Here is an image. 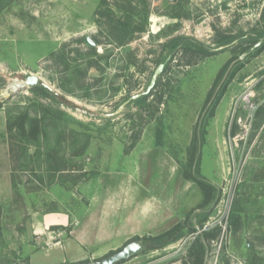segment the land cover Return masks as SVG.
Here are the masks:
<instances>
[{
    "label": "rangeland",
    "instance_id": "rangeland-1",
    "mask_svg": "<svg viewBox=\"0 0 264 264\" xmlns=\"http://www.w3.org/2000/svg\"><path fill=\"white\" fill-rule=\"evenodd\" d=\"M259 37L264 0H0V264L76 262L71 247L56 246L48 231L64 237L117 171L137 178L132 195L168 205V222L141 227L139 236L175 224L185 233L161 248L146 243L119 264H193L190 244L208 223L216 235L202 238V264H264ZM174 39L180 43L172 50ZM202 46L215 53L203 54ZM230 59L223 80L240 67L210 117L206 97ZM159 64L149 95L133 102ZM31 74L52 94L28 86ZM21 115L25 133L15 124ZM191 155L219 193L200 208L203 194L185 176L196 171Z\"/></svg>",
    "mask_w": 264,
    "mask_h": 264
},
{
    "label": "crops",
    "instance_id": "crops-1",
    "mask_svg": "<svg viewBox=\"0 0 264 264\" xmlns=\"http://www.w3.org/2000/svg\"><path fill=\"white\" fill-rule=\"evenodd\" d=\"M137 184H139L137 178L130 172L109 173L95 206L89 208L64 237L60 236L63 230L55 232L52 229H49L48 236L51 238L56 236V246L61 244L59 247L64 248V251H67L66 246L71 247L74 252L71 261L77 262L84 258L83 253L89 250H103L107 248V244H112L115 238H120L121 242L107 248V251L117 249L123 244L124 239L142 234L141 227H145L144 230L162 228L168 222L166 217L168 205L164 201L145 200L132 195L131 187H137ZM127 189L129 196H124ZM141 192L143 193V189ZM57 220H61L62 224L65 222L64 217ZM67 220L69 219L66 216ZM55 222L57 221H49L48 224H59Z\"/></svg>",
    "mask_w": 264,
    "mask_h": 264
},
{
    "label": "trees",
    "instance_id": "trees-1",
    "mask_svg": "<svg viewBox=\"0 0 264 264\" xmlns=\"http://www.w3.org/2000/svg\"><path fill=\"white\" fill-rule=\"evenodd\" d=\"M260 39L257 38L254 41V44L256 42H258ZM180 41L178 39H174L170 45L172 50H175L178 45H179ZM196 45V44H195ZM198 46V44H197ZM201 52H203V54L205 55H211L215 52L210 51V49L205 48V47H200ZM258 49L262 50L264 49V40L261 41V43L258 45ZM229 62H231V59L223 66V68L220 70L217 78L214 81L213 87L212 89L209 91L206 100H205V104H204V109L208 108L210 106V117H212L214 115V110L216 108V106L218 105L221 97L223 96V94L226 91V86L227 84L233 79V77L235 76L236 72L238 71L240 66L235 67L231 73L228 75V77L223 80V76L225 75L226 71L229 68ZM223 80V81H222ZM40 88L41 90L45 91L46 93H50L52 94V92L44 87L41 84H38L37 86ZM148 94H143L141 96H139L138 98L134 99L133 102H140L141 100H144ZM25 119L26 117L21 115L18 119V121L15 122V124L17 125L18 129L25 133ZM39 130V123L37 121V119H33L31 120V127L29 129V134L32 137H35L38 133ZM159 144V143H157ZM190 162L193 166V169L196 170L194 172L191 173V175H185L186 177L190 178L194 183L197 184V186L199 187V189L201 190L202 194H203V199L200 203V207H204L207 204H209L211 201H215L217 200L219 193H218V189L217 187L210 182L209 180H207L204 176H202L199 173L198 170V164H199V156L196 155H191V159ZM208 214L207 212L205 214L202 215L201 219L198 220L197 222H205L208 219ZM192 224V228H191V232L194 231H198V229H196V227H194V223L193 221H191ZM70 229L69 227L67 228V230ZM216 234L214 232H212L210 229L208 230H202L201 232H199V235L197 237H195V239L192 241V243L190 244L189 247V255L193 256V264H202V254L204 253V244L202 242V238L204 239H212ZM183 236H185V233L182 229V227L179 224H175L174 226H172L171 228L167 229L166 231L158 234V235H143V236H139V235H135L133 236L128 242L136 240V241H140L141 243H143V245L146 248V245L150 242L149 247L151 249H155V248H161L167 244H170L172 242H175L177 240H179L180 238H182ZM147 243V244H146ZM119 249V248H117ZM114 250L109 251L108 253H112ZM88 259H84V260H80L77 261L76 263H83V262H88ZM125 261V260H124ZM122 261V262H124Z\"/></svg>",
    "mask_w": 264,
    "mask_h": 264
},
{
    "label": "water",
    "instance_id": "water-1",
    "mask_svg": "<svg viewBox=\"0 0 264 264\" xmlns=\"http://www.w3.org/2000/svg\"><path fill=\"white\" fill-rule=\"evenodd\" d=\"M261 43V40H259L255 46H258ZM163 68V64H159L158 67L156 68V70L154 71V74L151 77V80L145 90L144 93H139L136 95H132L131 99L134 100L136 98H138L139 96L143 95V94H148V92L154 87L155 83H156V78L158 76V74L161 72ZM25 83L28 86H34V85H38L41 84L44 87L50 89V87L44 82L42 81L37 75L31 74L28 75L25 78ZM211 224L208 223L206 225H204L203 229H208L210 228ZM196 233H191L190 236L194 237ZM145 249V246L143 245V243H141L140 241H130L127 242L126 244H124L122 247H120L119 249H115L112 253H107L99 258H96L94 260L88 261V262H83V263H69V264H119L122 261H126L129 260L130 258L136 256L137 254L141 253L143 250Z\"/></svg>",
    "mask_w": 264,
    "mask_h": 264
},
{
    "label": "flooded vegetation",
    "instance_id": "flooded-vegetation-1",
    "mask_svg": "<svg viewBox=\"0 0 264 264\" xmlns=\"http://www.w3.org/2000/svg\"><path fill=\"white\" fill-rule=\"evenodd\" d=\"M88 41L93 45V44H95L94 42L95 41H93L92 39H88Z\"/></svg>",
    "mask_w": 264,
    "mask_h": 264
}]
</instances>
